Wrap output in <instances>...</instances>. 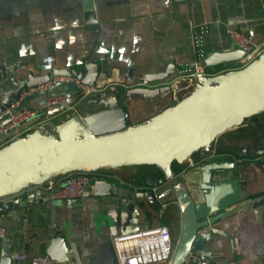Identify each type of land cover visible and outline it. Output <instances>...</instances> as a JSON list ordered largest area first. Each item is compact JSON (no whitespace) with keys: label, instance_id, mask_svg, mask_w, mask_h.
<instances>
[{"label":"crops","instance_id":"1","mask_svg":"<svg viewBox=\"0 0 264 264\" xmlns=\"http://www.w3.org/2000/svg\"><path fill=\"white\" fill-rule=\"evenodd\" d=\"M85 9L93 13L94 24L85 25ZM200 26H206L204 58L237 51L227 36L231 30L260 44L264 39V0H0V68L15 67V76L22 78L28 73L36 77L53 70L78 71L86 62H93L100 68L96 90L108 88L109 92L101 106L81 109H77L78 103L87 95L64 87L53 88L47 95H27L23 104L34 110L37 118L18 130L42 120L56 134L57 126L69 118L83 122L87 116L118 106L124 108L129 126L148 122L184 99L173 102L164 84L167 80L145 86L140 79L162 73L170 64L178 68L190 63L194 58L191 36ZM9 89L8 78L0 74V100L1 91ZM50 96H64L66 101L49 107L46 101ZM249 117V121L242 119L229 138L222 132L203 146L233 156L220 159L237 167L230 186L222 190L223 197L236 191L239 202L233 206L258 198L212 225L223 234H214L213 240L205 243L214 258L211 264L229 260L264 264V173L257 160L264 154V110ZM194 151L185 156V162L195 157ZM159 171L163 173L157 165L142 161L94 168L91 184L80 200L49 199L5 210L0 249L5 244L10 254L23 255L22 259L9 258V264H30L31 257L46 254L51 237L60 234L67 245H73L71 263L115 264L109 226L117 223L120 207L132 196L165 183L157 175ZM95 181L111 186L95 188ZM108 189L111 193L105 195ZM147 211L148 226L164 224L159 208L147 207ZM176 212L180 219L177 207ZM139 221L143 226V215Z\"/></svg>","mask_w":264,"mask_h":264},{"label":"water","instance_id":"2","mask_svg":"<svg viewBox=\"0 0 264 264\" xmlns=\"http://www.w3.org/2000/svg\"><path fill=\"white\" fill-rule=\"evenodd\" d=\"M83 19L85 25L95 22L90 9L83 11ZM243 55L238 50L213 53L204 58L201 65L212 69L237 62ZM175 72L176 66L170 64L162 73L149 74L143 79L146 83H160ZM15 73V67L0 68L1 77H7L11 85V89L1 91L0 115L12 104L18 103L21 95L52 82L54 78L74 79L86 89H94L100 81V68L93 62H86L78 71L53 70L36 77L28 73L17 78ZM57 87H64L74 94L81 93L72 81L51 83L38 93L47 95ZM27 99L22 98L20 106ZM263 110L264 57L232 72L230 77L213 87L199 89L196 94L161 111L144 124L129 126L124 108L118 106L87 116L83 122L75 117L63 121L56 128L58 139L33 135L28 140L16 141L0 152V195L15 191L28 181L41 179L43 175L79 168L96 158L114 163L142 161L155 164L166 177H170L171 161L197 147L206 146L216 135ZM5 117L1 116L0 121ZM236 171L237 167L230 160H213L188 168L180 175L181 183L172 190L180 214V232L169 264H183L189 251L209 262L213 261L205 243L211 242L214 234L223 232L212 228V225L258 199L233 206L239 202L236 191L234 195L222 196V190L230 186L229 181ZM98 186L110 187L111 184L95 181L94 187ZM110 193L108 189L105 195ZM132 197L120 207L117 223L109 226L110 235H128L141 227L148 228L150 214L147 207L157 210L156 200L150 191L138 192ZM49 199L37 190H29L17 193L3 206L5 210H11ZM141 215L145 218L143 226L139 221ZM45 252L48 255L47 264H73V255L68 252V245L60 234L51 237ZM10 253L4 244L0 249V264H9Z\"/></svg>","mask_w":264,"mask_h":264},{"label":"built area","instance_id":"3","mask_svg":"<svg viewBox=\"0 0 264 264\" xmlns=\"http://www.w3.org/2000/svg\"><path fill=\"white\" fill-rule=\"evenodd\" d=\"M206 33V26L196 28L191 36V43L194 58L188 63L176 68V72L164 84H166L170 91L171 97L176 102V96L185 92V97L192 92H196V86L201 83H215L218 84L222 79L231 76V73L241 70L248 65L257 62L264 57V39L260 44H253L238 30H231L227 33L229 40L235 45L238 51L244 55L234 65H227L222 69H206L201 65L204 59L203 52V35ZM74 82L79 87L82 95H88L95 89H86L81 87L74 79L68 78H54L52 82L34 89L21 95L19 102L27 95L37 93L48 88L54 82ZM140 84L147 86L148 83L143 78L140 79ZM182 98V99H185ZM64 96H50L47 98L46 105L54 107L65 103ZM18 102V103H19ZM18 103L12 104L6 108L0 115H5V119L0 123V152L9 146L11 141L21 140V135L24 131L42 122V120L35 121L25 129L18 130V127L37 118L36 112L28 107L16 109ZM34 135V134H32ZM204 152H199L193 159L187 158L184 167L173 174L171 171V183L166 188L160 186H151L149 190L158 204V208H165L169 204H175L172 190L177 184H180V175L194 166L220 159H230L233 156L229 153L222 152L214 146L206 147ZM258 165L264 173V154L258 157ZM179 161V160H176ZM180 162V161H179ZM60 177L55 175L46 176L36 181H28L21 185L17 190L0 195V240L4 237V228L2 226V217L5 209L3 203L11 200L17 193L27 192L29 190H37L51 199L57 200H80L84 197L86 190L89 188L92 181V169L84 170L80 168L69 169L59 173ZM177 181L176 184L174 182ZM172 195V198L169 197ZM110 246L113 253L115 264H169L172 252L174 249V239L169 228L164 224H157L148 226V228H141L137 232L128 235H110ZM68 252L72 254L73 245H68ZM9 258L22 259L23 255L10 254ZM48 255L41 254L32 256L30 264H47ZM183 264H211V262L202 259L198 254L189 251L185 257ZM225 264H234L232 260L225 262Z\"/></svg>","mask_w":264,"mask_h":264},{"label":"rangeland","instance_id":"4","mask_svg":"<svg viewBox=\"0 0 264 264\" xmlns=\"http://www.w3.org/2000/svg\"><path fill=\"white\" fill-rule=\"evenodd\" d=\"M217 69V68H216ZM215 86V83H201V84H198L196 86V89L195 90H199L201 88H203V90H205L206 88H210V87H213ZM185 92H181L179 93L177 96H176V102H178L179 100H181L182 98L185 97ZM197 93L196 92H192V94H195ZM109 98V92H108V88L105 89L104 91L103 90H96V88L93 90V92L89 93L87 96L85 97H82L81 101L78 103V106H77V109H81V107H88V108H93V107H96V106H101L103 104V102H106ZM174 102V101H173ZM175 103V102H174ZM25 107L24 105L20 106L18 105L16 107V109H20V108H23ZM248 117H245L243 118V120H251V117H249V119H247ZM3 120L0 121V123L2 122ZM237 126V125H236ZM236 126H233V127H230L228 129H226L224 132H227L225 134V136H227L229 138V134L231 132H233L232 130H234V128ZM261 129V128H260ZM34 134V136H54L55 139H58L54 132L51 130V127H49V125L46 124L45 121H42L40 122L39 124L33 126L32 128H30L28 131L24 132L22 135H21V140H28L30 139ZM228 140V139H227ZM16 141H11L10 143L8 144H13L15 143ZM203 146L202 147H197L195 149V151L193 153H195V156L201 152L203 153ZM189 153H185L181 156L178 157V160L180 161H176L177 163L174 165V162L175 161H171L170 163V170L173 174L177 173L178 171H180L185 164V156H187ZM61 172H64L61 171ZM61 172H55L53 174H57V173H61ZM53 174H48V175H43L41 176V178L43 177H46V176H51ZM157 175H159V178L161 181L165 182L164 184H161V188L165 187V185H169L171 183V180L167 179L165 176V174L161 173L160 171L157 173ZM179 180V178H177ZM159 180V181H160ZM160 181V183H162ZM167 182V183H166ZM181 182V181H180ZM159 183V184H160ZM172 198V197H171ZM161 211V217L163 219V223L164 225H166L171 234H172V238L174 239V243L179 235V232H180V219H179V216L177 215V212H176V207H173V206H166L165 208H161L160 209ZM175 215V218L172 220L170 217L171 216H174Z\"/></svg>","mask_w":264,"mask_h":264},{"label":"bare ground","instance_id":"5","mask_svg":"<svg viewBox=\"0 0 264 264\" xmlns=\"http://www.w3.org/2000/svg\"><path fill=\"white\" fill-rule=\"evenodd\" d=\"M91 120V119H90ZM181 155V154H180ZM114 162H111L110 160H105L103 158H96L94 159L91 163L83 165L81 167H79L80 169H84V170H90V169H94V168H104V167H108L113 165ZM72 169V168H71ZM107 169V168H105ZM94 171V170H93ZM98 171V170H97ZM53 174V173H51ZM59 174V173H57Z\"/></svg>","mask_w":264,"mask_h":264},{"label":"trees","instance_id":"6","mask_svg":"<svg viewBox=\"0 0 264 264\" xmlns=\"http://www.w3.org/2000/svg\"><path fill=\"white\" fill-rule=\"evenodd\" d=\"M169 168H170V166H169ZM142 190V189H141Z\"/></svg>","mask_w":264,"mask_h":264}]
</instances>
